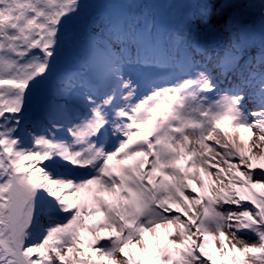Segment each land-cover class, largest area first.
I'll return each mask as SVG.
<instances>
[{
	"label": "snow or ice",
	"instance_id": "6c2138e0",
	"mask_svg": "<svg viewBox=\"0 0 264 264\" xmlns=\"http://www.w3.org/2000/svg\"><path fill=\"white\" fill-rule=\"evenodd\" d=\"M153 7L0 0V264H264V0Z\"/></svg>",
	"mask_w": 264,
	"mask_h": 264
},
{
	"label": "rangeland",
	"instance_id": "374dc122",
	"mask_svg": "<svg viewBox=\"0 0 264 264\" xmlns=\"http://www.w3.org/2000/svg\"><path fill=\"white\" fill-rule=\"evenodd\" d=\"M104 2H113V0H104ZM123 2V0H121ZM144 2L156 5V7L145 9L150 17H155L157 19L165 20L168 25L172 28L178 27L180 24L181 11L180 9H168L163 7L168 0H144ZM101 11H104L103 9ZM77 65L73 58H69L67 56H62L55 67V74L57 76L63 75L65 73H72L75 71ZM132 77L136 79L141 88L143 89L145 86L150 84L152 81H162L171 78V73L163 68H144L139 66H133L129 69ZM53 82V89H54ZM49 95V91L46 89L42 94V98L46 99ZM29 117L32 120L39 121L41 119V106L40 103L37 102L36 98H34L32 106L29 111Z\"/></svg>",
	"mask_w": 264,
	"mask_h": 264
},
{
	"label": "bare ground",
	"instance_id": "6f19581e",
	"mask_svg": "<svg viewBox=\"0 0 264 264\" xmlns=\"http://www.w3.org/2000/svg\"><path fill=\"white\" fill-rule=\"evenodd\" d=\"M196 185L195 184H193V187H195Z\"/></svg>",
	"mask_w": 264,
	"mask_h": 264
}]
</instances>
